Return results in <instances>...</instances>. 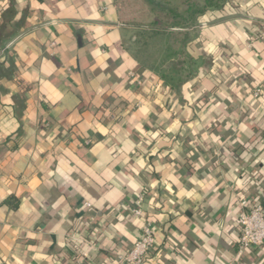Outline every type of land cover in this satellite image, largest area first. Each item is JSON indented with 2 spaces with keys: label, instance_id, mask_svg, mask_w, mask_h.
Here are the masks:
<instances>
[{
  "label": "crops",
  "instance_id": "1",
  "mask_svg": "<svg viewBox=\"0 0 264 264\" xmlns=\"http://www.w3.org/2000/svg\"><path fill=\"white\" fill-rule=\"evenodd\" d=\"M249 3L202 20L204 61L178 91L136 60L117 0H0L1 264H121L146 221L144 264H264V246L239 249L241 202L264 206Z\"/></svg>",
  "mask_w": 264,
  "mask_h": 264
},
{
  "label": "trees",
  "instance_id": "2",
  "mask_svg": "<svg viewBox=\"0 0 264 264\" xmlns=\"http://www.w3.org/2000/svg\"><path fill=\"white\" fill-rule=\"evenodd\" d=\"M245 1L250 2L247 6L264 3V0H117L122 23L133 33L129 49L136 60L178 91L196 77L204 61L196 50L202 20L213 13L239 16ZM4 204L17 209L20 201L10 196Z\"/></svg>",
  "mask_w": 264,
  "mask_h": 264
},
{
  "label": "built area",
  "instance_id": "3",
  "mask_svg": "<svg viewBox=\"0 0 264 264\" xmlns=\"http://www.w3.org/2000/svg\"><path fill=\"white\" fill-rule=\"evenodd\" d=\"M263 89L256 87L253 89V97L259 98ZM140 199L136 207L132 208L134 217L140 218L143 215L139 207ZM91 207L90 205H88ZM242 211L239 216V227L241 230L239 249L240 252L251 247L264 246V206L261 203L241 202ZM156 244L155 230L150 221H146L141 229L140 237L121 257V264H144L149 252ZM87 257V255H85ZM1 264V263H0ZM234 264V263H227Z\"/></svg>",
  "mask_w": 264,
  "mask_h": 264
}]
</instances>
